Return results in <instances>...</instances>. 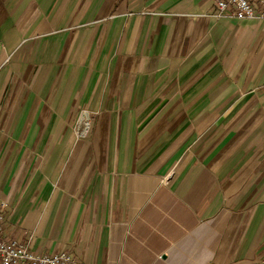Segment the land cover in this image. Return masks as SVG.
<instances>
[{
  "label": "crops",
  "instance_id": "crops-1",
  "mask_svg": "<svg viewBox=\"0 0 264 264\" xmlns=\"http://www.w3.org/2000/svg\"><path fill=\"white\" fill-rule=\"evenodd\" d=\"M216 12L0 0L8 236L83 264H264V19Z\"/></svg>",
  "mask_w": 264,
  "mask_h": 264
},
{
  "label": "built area",
  "instance_id": "built-area-1",
  "mask_svg": "<svg viewBox=\"0 0 264 264\" xmlns=\"http://www.w3.org/2000/svg\"><path fill=\"white\" fill-rule=\"evenodd\" d=\"M217 16L236 19H264V0H216ZM76 137L85 136L91 127V118L80 111L74 122ZM6 214L0 211V264H83L66 251L37 253L30 250L26 243L8 236L4 231Z\"/></svg>",
  "mask_w": 264,
  "mask_h": 264
},
{
  "label": "rangeland",
  "instance_id": "rangeland-1",
  "mask_svg": "<svg viewBox=\"0 0 264 264\" xmlns=\"http://www.w3.org/2000/svg\"><path fill=\"white\" fill-rule=\"evenodd\" d=\"M74 124H75V123H72L71 126L73 127Z\"/></svg>",
  "mask_w": 264,
  "mask_h": 264
}]
</instances>
